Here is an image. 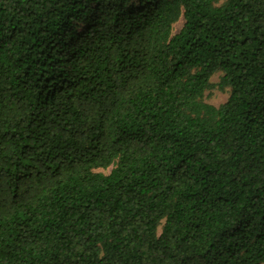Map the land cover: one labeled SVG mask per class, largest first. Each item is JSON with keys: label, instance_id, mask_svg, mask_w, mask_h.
I'll return each instance as SVG.
<instances>
[{"label": "trees", "instance_id": "obj_1", "mask_svg": "<svg viewBox=\"0 0 264 264\" xmlns=\"http://www.w3.org/2000/svg\"><path fill=\"white\" fill-rule=\"evenodd\" d=\"M217 1L0 0V264H264V0Z\"/></svg>", "mask_w": 264, "mask_h": 264}, {"label": "rangeland", "instance_id": "obj_2", "mask_svg": "<svg viewBox=\"0 0 264 264\" xmlns=\"http://www.w3.org/2000/svg\"><path fill=\"white\" fill-rule=\"evenodd\" d=\"M223 2L224 0H218L215 6L218 7L222 5ZM182 24H183V20L182 18H179L177 22L172 25V35H175L180 30ZM220 78H221V74L218 72L212 75L211 78L209 79L210 87L203 95V102L215 108L224 104L228 98V89L227 88L222 89L219 87ZM109 170L110 169L106 171L96 170L95 172L108 174ZM161 227H162V223L157 228V234L160 233Z\"/></svg>", "mask_w": 264, "mask_h": 264}]
</instances>
